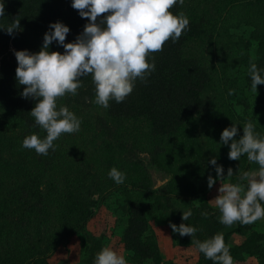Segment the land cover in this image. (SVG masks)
<instances>
[{"label": "trees", "instance_id": "1", "mask_svg": "<svg viewBox=\"0 0 264 264\" xmlns=\"http://www.w3.org/2000/svg\"><path fill=\"white\" fill-rule=\"evenodd\" d=\"M4 2L0 23L19 19L22 31L10 36L0 30V264H47L59 245L85 231L109 193L117 198L113 206L123 225L121 242L135 264L161 262L148 219L153 213L170 224L195 226L200 241L223 233L234 264H264V233L254 223L225 226L218 210L194 204L209 188L208 177L218 180L209 163L213 157L224 176L232 169L234 184L246 186L240 176L259 166L246 154L230 160L220 134L238 124L233 137L238 140L250 121L264 137V126L248 114L254 108L248 98L252 93L255 103L264 106V85L253 91L248 75L250 63L264 69V0H185L173 6V14L189 18L188 30L178 42L169 40L151 54L155 71L146 82L138 79L123 102L110 101L108 109L95 104L91 75L81 78L77 95L57 99L58 108L67 106L82 123L79 132L54 141L57 148L47 156L21 147L26 136L43 138L46 132L30 114L37 100L21 96L25 86L15 78L14 50L40 51L49 24L57 21L70 29L65 43L74 42L88 20L71 7V0ZM49 51L64 49L53 42ZM112 167L126 173L123 184L109 179ZM149 167L170 176L154 192H149ZM189 208L192 216L182 221ZM173 234L179 245L191 242L187 235ZM88 241L84 264H94L98 243L92 237ZM197 254L196 264H213Z\"/></svg>", "mask_w": 264, "mask_h": 264}, {"label": "clouds", "instance_id": "2", "mask_svg": "<svg viewBox=\"0 0 264 264\" xmlns=\"http://www.w3.org/2000/svg\"><path fill=\"white\" fill-rule=\"evenodd\" d=\"M184 3L185 0H71V7L78 10L81 18L88 20L74 42L65 43L70 29L57 21L49 24L40 51L14 50L15 78L18 84L25 86L21 96L37 100L30 114L35 126L46 132L43 138L35 133L26 136L21 147L47 156L49 150H56L54 141L62 134L79 132L81 119L67 106L58 108L57 99L77 95L83 86L81 78L91 75L95 86L94 103L104 109L110 107V101L123 102L138 79L146 82L156 68L154 59L150 62L151 54L162 51L169 40L178 42L188 30L189 18L183 12L173 14L170 11L173 6ZM4 18L5 2L0 0V20ZM0 30L10 36L22 31L19 19L0 23ZM53 42L63 47V53L49 51ZM248 75L251 89L257 92V85H264V69L250 63ZM237 125L232 124L221 132L220 144L229 146L230 160L239 161L246 154L250 162L259 165V171L240 176L241 180L248 181L246 186L222 183L225 178L222 166L217 164L215 157L209 161L220 181L219 194L212 200L220 213L219 222L229 227L236 222L247 225L264 219V137L249 121L243 126V135L235 140ZM107 175L116 185L126 180V173L116 167H112ZM231 176L233 171L229 168L227 177ZM215 182L212 176L208 177L209 189ZM192 214L190 208L182 212V221H187ZM201 215L207 217L208 213L202 211ZM170 227L182 237L189 236L197 251L213 264H234L223 233L200 241L195 239L199 231L195 226L181 223L179 226L170 224ZM94 264H128V261L125 255L104 247L96 254Z\"/></svg>", "mask_w": 264, "mask_h": 264}, {"label": "rangeland", "instance_id": "3", "mask_svg": "<svg viewBox=\"0 0 264 264\" xmlns=\"http://www.w3.org/2000/svg\"><path fill=\"white\" fill-rule=\"evenodd\" d=\"M240 34V33H239ZM242 35V34H241ZM245 38V36H243ZM245 49L242 48L239 54H244ZM253 52V49H252ZM250 106L253 105L254 108L249 111V115L255 116L256 123L260 126H264V106L255 103V95H249ZM252 106V107H253ZM251 108V107H250ZM241 110L238 109V112ZM144 158V156H142ZM250 162V161H249ZM251 164L253 162H250ZM252 170L250 173H258L259 166L252 165ZM150 175L151 187L149 192H154V190L159 189L164 186L168 181L170 176L165 175L155 169L154 167L148 168ZM222 183L230 182V178L224 176ZM248 182V181H247ZM220 187V181L216 180L215 184L211 189H207L205 192L200 194L194 201V204L200 205L206 203L209 207L214 210L216 209L214 205V199L219 193L218 188ZM115 194L109 193L107 197L103 200L99 206L93 210V217L90 219L86 225L85 231L80 234H76L63 242L59 247L48 256L45 261L47 264H84V259L87 249L89 248L88 238H94V243H98L97 251L98 253L104 247H111L120 254L125 255L128 264H135L131 261L130 254L124 250L123 244L121 242L123 225L119 221L118 211L114 209L113 202L115 199ZM98 200V196H96ZM141 202H144L143 198H140ZM150 222V228L153 236L156 238V242L161 255L160 264H196L198 261L197 251L194 249L191 242H186L185 244L179 245L175 241V235L173 234L170 223L162 216H157L153 213L148 216ZM256 225L255 229L258 232L264 233V219H260L254 223ZM145 264H153L148 262Z\"/></svg>", "mask_w": 264, "mask_h": 264}, {"label": "crops", "instance_id": "4", "mask_svg": "<svg viewBox=\"0 0 264 264\" xmlns=\"http://www.w3.org/2000/svg\"><path fill=\"white\" fill-rule=\"evenodd\" d=\"M260 233H262V232H260ZM236 242H240V240L236 239ZM241 264H253V262H252V260L251 261L247 260L245 263H241Z\"/></svg>", "mask_w": 264, "mask_h": 264}]
</instances>
